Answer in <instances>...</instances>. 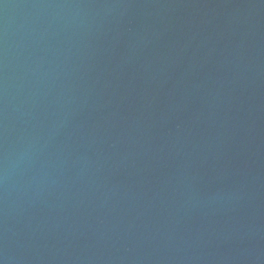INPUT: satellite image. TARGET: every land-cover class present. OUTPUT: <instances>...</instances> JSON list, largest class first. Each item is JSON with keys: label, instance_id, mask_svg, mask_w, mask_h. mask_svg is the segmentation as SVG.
Wrapping results in <instances>:
<instances>
[{"label": "water", "instance_id": "obj_1", "mask_svg": "<svg viewBox=\"0 0 264 264\" xmlns=\"http://www.w3.org/2000/svg\"><path fill=\"white\" fill-rule=\"evenodd\" d=\"M0 264H264V0H0Z\"/></svg>", "mask_w": 264, "mask_h": 264}]
</instances>
